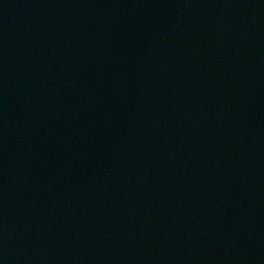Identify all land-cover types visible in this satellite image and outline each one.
Masks as SVG:
<instances>
[{"label":"water","instance_id":"1","mask_svg":"<svg viewBox=\"0 0 264 264\" xmlns=\"http://www.w3.org/2000/svg\"><path fill=\"white\" fill-rule=\"evenodd\" d=\"M0 264H264V0H0Z\"/></svg>","mask_w":264,"mask_h":264}]
</instances>
